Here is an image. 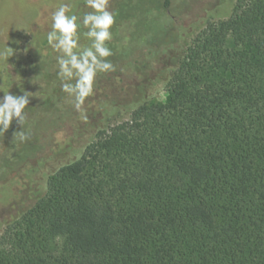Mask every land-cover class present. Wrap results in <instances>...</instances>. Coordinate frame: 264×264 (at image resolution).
Listing matches in <instances>:
<instances>
[{
    "label": "trees",
    "instance_id": "1",
    "mask_svg": "<svg viewBox=\"0 0 264 264\" xmlns=\"http://www.w3.org/2000/svg\"><path fill=\"white\" fill-rule=\"evenodd\" d=\"M149 1L115 12L114 70L97 74L80 110L58 57L35 64L32 80L53 96L30 112L15 158L47 150L54 172L7 224L0 264H264V0L194 19L206 24L178 56L188 6ZM120 108L129 118L111 125ZM70 125L68 140L42 142Z\"/></svg>",
    "mask_w": 264,
    "mask_h": 264
},
{
    "label": "rangeland",
    "instance_id": "2",
    "mask_svg": "<svg viewBox=\"0 0 264 264\" xmlns=\"http://www.w3.org/2000/svg\"><path fill=\"white\" fill-rule=\"evenodd\" d=\"M125 1L109 0L107 10L115 14ZM151 1L158 3L164 0ZM236 2L237 0H170L173 5L169 11L172 14L184 11L188 6L184 13L185 18L177 24L182 37L173 49V54L178 56L184 53L206 22L227 19ZM149 3V0H138V6L146 5V11ZM62 4H68L71 8L69 14L78 17L80 50L91 46V41L84 35L88 29L83 26L82 20L85 13L94 10L86 6V0H0V49H5L8 45L14 51L9 59L8 57L0 59V99L8 91L14 96L28 92L30 103L24 112V122L27 121L30 128L36 122V118L32 117L30 112L37 109L43 99H51L53 96L54 84L50 85L44 81L39 84L32 78L34 66L39 60L62 55L54 51L47 42V33L51 31L52 13ZM118 15L119 13L114 15L115 22L112 28L116 27ZM196 18H202L206 22L191 23ZM164 27H166L165 23L153 26L152 31L156 33V38H159L158 36L165 30ZM143 29V32L147 33L150 28L146 25ZM167 101L166 92L155 99L156 103L161 104ZM118 111L110 119L111 125L129 118V114L122 108ZM70 127L71 125L60 132L45 135L42 142L46 144L50 138L60 142L68 140L72 135ZM22 128L23 125L14 119L9 130L5 134L0 133V236L8 223L19 219L44 195L48 178L54 172L49 158L50 153L47 150L39 157L26 162H19L15 158L23 147L19 134L16 138L15 134Z\"/></svg>",
    "mask_w": 264,
    "mask_h": 264
},
{
    "label": "clouds",
    "instance_id": "3",
    "mask_svg": "<svg viewBox=\"0 0 264 264\" xmlns=\"http://www.w3.org/2000/svg\"><path fill=\"white\" fill-rule=\"evenodd\" d=\"M108 4L109 0H86V6L94 11L83 15L82 24L88 29L84 35L91 41V46L82 50H79L78 17L69 14L70 6L62 4L52 13L51 31L47 33V42L54 51L62 53L58 57V77L62 91L74 97V107L77 110L81 109L86 98L93 93L97 74L114 70L113 64L106 59L113 54L106 46V41L112 38L110 29L115 22L114 14L107 10ZM13 54V49L8 45L5 49H0V59H9ZM73 79L75 83L70 82ZM29 103L28 92L15 96L10 91L4 93L0 99V133L5 134L14 119L19 124H24V112ZM17 134L21 141L27 139L23 131L16 133L15 138Z\"/></svg>",
    "mask_w": 264,
    "mask_h": 264
}]
</instances>
